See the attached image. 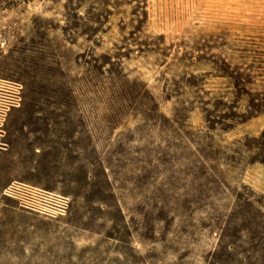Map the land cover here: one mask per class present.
<instances>
[{"label":"rangeland","instance_id":"obj_1","mask_svg":"<svg viewBox=\"0 0 264 264\" xmlns=\"http://www.w3.org/2000/svg\"><path fill=\"white\" fill-rule=\"evenodd\" d=\"M0 130V264H264V0H0Z\"/></svg>","mask_w":264,"mask_h":264},{"label":"built area","instance_id":"obj_2","mask_svg":"<svg viewBox=\"0 0 264 264\" xmlns=\"http://www.w3.org/2000/svg\"><path fill=\"white\" fill-rule=\"evenodd\" d=\"M22 189L24 191L30 192V194L33 197L36 198H41L42 196V192L39 191L38 189H30L29 187L23 186ZM12 190L11 189H7L5 191V193L7 195H11ZM53 199V206L57 209V210H61V209H65L67 207V200L65 198H61V197H51Z\"/></svg>","mask_w":264,"mask_h":264},{"label":"flooded vegetation","instance_id":"obj_3","mask_svg":"<svg viewBox=\"0 0 264 264\" xmlns=\"http://www.w3.org/2000/svg\"><path fill=\"white\" fill-rule=\"evenodd\" d=\"M0 132H2V130H0ZM0 149H2V148L0 147Z\"/></svg>","mask_w":264,"mask_h":264}]
</instances>
